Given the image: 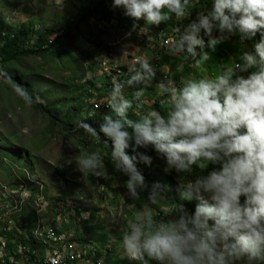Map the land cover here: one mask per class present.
I'll return each instance as SVG.
<instances>
[{"label":"clouds","instance_id":"9594fccd","mask_svg":"<svg viewBox=\"0 0 264 264\" xmlns=\"http://www.w3.org/2000/svg\"><path fill=\"white\" fill-rule=\"evenodd\" d=\"M112 7L133 21L130 35L140 21L159 27L173 16L186 18L192 0H113ZM233 37L251 42V50L217 74L160 84L163 112L152 109L129 118L134 105L142 107L145 89L157 74L149 60L140 59L127 81H112L104 101L111 111L99 131L79 122L93 139L102 135L110 142L113 167L126 177L127 198L143 199L141 210L126 221L125 253L118 252L130 262L119 263L264 264V0H212L167 43L170 54L186 53L184 60L190 57L199 70L210 52ZM134 84L144 87L129 98L124 88ZM14 91L25 104L36 102L22 87ZM149 149L164 161L165 174H186L184 183L178 181L179 200L169 196L159 177L149 182L138 169V163L153 164ZM76 166L82 174L108 177L99 149L82 154ZM166 200L173 207L154 214L151 206ZM193 200L189 209L185 202Z\"/></svg>","mask_w":264,"mask_h":264},{"label":"rangeland","instance_id":"374dc122","mask_svg":"<svg viewBox=\"0 0 264 264\" xmlns=\"http://www.w3.org/2000/svg\"><path fill=\"white\" fill-rule=\"evenodd\" d=\"M203 3L205 0H192L186 18L173 16L158 28L140 21L137 28L126 35L133 21L120 8H112L110 20L87 17L76 25L85 9L91 6L90 0H0V46L5 41L2 32L12 30L6 27L7 23L13 24V32L28 30L25 47L30 49H36L41 34L50 41L61 34L66 25L74 26L68 37L54 47L45 45L43 52L24 55L7 64L0 62L3 74H0V256L11 254L14 245L8 241L10 232H14V240L19 239L20 234L15 228L21 222L27 221L32 227L42 219L47 226H39L59 233L60 218L57 215L65 213L60 217H66L67 221L63 223L75 234L69 240L77 242L64 240L58 263L50 252L37 253L39 262L80 264L82 257H86L88 261L82 264H97V254L104 248L108 262L126 264L125 261L119 263L122 255L118 252H124L122 244L119 248L120 239L126 221L134 215L132 210L140 211L143 199L132 201L127 198L126 177L113 167L110 142L105 143L102 135L93 139L79 127V122L85 121L99 131L103 116L111 111L104 101L112 81L128 79L130 69L138 67L137 60L147 59L156 69L152 83L165 82V78L172 75L166 72L172 69L166 62L181 54H159L158 45L162 40L158 29H167L174 37L176 29L183 28L176 26V22L189 23L195 18L196 11L210 6ZM232 40L235 44L239 39L234 37ZM212 61L205 64L210 66ZM184 62L192 66L188 77L200 76V69L193 67L190 57ZM184 78L187 77L184 75ZM135 85L124 88L129 98L137 89ZM139 85L138 88L144 87ZM16 86L29 92L36 102L25 104L14 91ZM151 90H145L142 107L134 105L129 110V118L139 119L152 109L163 112L161 100L164 97ZM156 99L157 102H153ZM98 149L104 158L107 178L82 174L76 166V160L82 154ZM126 151L130 153V150ZM148 151L154 157L153 164L138 163V169L149 182L159 177L167 185L164 161L155 158L152 150ZM170 175L177 189L175 193H169L179 200L176 195L178 181L184 183L187 176H177L175 172ZM151 207L152 210L169 211L173 206L166 200ZM5 228L9 232L8 239L1 234ZM78 229L81 231L76 233ZM84 235L98 241L103 248L97 245V253L92 243L82 244L85 243ZM38 239L47 244L43 250H50L49 236L40 233ZM103 263H106L105 259Z\"/></svg>","mask_w":264,"mask_h":264},{"label":"trees","instance_id":"16d2710c","mask_svg":"<svg viewBox=\"0 0 264 264\" xmlns=\"http://www.w3.org/2000/svg\"><path fill=\"white\" fill-rule=\"evenodd\" d=\"M90 2H91V6H89L88 8L85 9L83 14L76 21V25H78L83 19H85L87 17L98 18V19H102V20H110L112 18V15H113L112 14V8H113L112 2H113V0H90ZM73 27H74L73 25H66L64 30L61 32V34H57L55 36V38H53V40H50V41L45 36V34H41L40 37L38 38L36 49H30V48L25 47L26 41L29 39L28 38L29 37L28 30H21L18 32H14V36H12V37L8 36L5 39V42L3 43V45L0 46V62L2 64L3 63L7 64L9 62H13V61L18 60L20 57H22L24 55L33 54V53L36 54V53L43 52L44 50H42V49H44L45 45H48V47H54V46L58 45L61 41H63L66 37H68V35L70 34L71 29ZM11 28H12V30H14V27H11ZM155 66H157V63L155 64ZM188 69H191V67L187 68L186 65H183V67L180 68V70H178L176 72L174 71L173 73H174V77H176V80L181 79L182 76L185 75V73L188 76L191 73L190 70H188ZM169 73H171V70L169 71ZM0 74L3 75L1 71H0ZM126 80L127 79H125V81ZM138 86H140V85L136 84L135 88H138ZM169 205L173 206L171 200L169 201ZM78 210H80V208H78ZM37 223H38V221L32 227H30V225H28L27 229H26V224H29L27 221H23V222H21V224L17 225L15 229L20 234V238L17 240H14V232H10V238H9V232L6 231V228L4 229V231L1 234L3 236H5L7 239L9 238L8 241H9L10 245H12V246L14 245V247H13V250L11 251V254H5L3 256H0V264H18V263H21V264H43V263L39 262L37 257H36V255H37L36 250L40 247V245L42 246V243L45 244L43 246L44 248L47 247V244L45 242H43L42 240H39V239L38 240L41 243L39 241L34 240V232H33L34 230L33 229L37 226ZM24 230H25V238H29L30 242L32 244V246H31L32 251L31 252H26L24 250V246L28 242V241L27 242L24 241V235H23ZM11 241H12V243H11ZM23 242L25 243L24 246H22ZM92 244H93L92 247H94V248L97 247L96 243H92ZM95 252H96V248H95ZM97 253H98V251H97ZM102 255L103 254H101V253L97 254V256H98L97 264L103 263L104 256H102ZM32 257H34V258H32ZM15 258H16V260L14 263V262H12V259H15ZM82 258H83V260L87 259L86 257H82ZM88 258H90V256ZM83 260H81V261L83 262ZM105 264H108L107 261Z\"/></svg>","mask_w":264,"mask_h":264},{"label":"crops","instance_id":"0c3cea01","mask_svg":"<svg viewBox=\"0 0 264 264\" xmlns=\"http://www.w3.org/2000/svg\"><path fill=\"white\" fill-rule=\"evenodd\" d=\"M204 1V0H203ZM203 4H209L211 5V2L208 1V0H205V3ZM204 8V7H203ZM178 19V18H177ZM180 23V24H179ZM9 24V23H7ZM13 25V24H12ZM152 26V25H151ZM176 26L178 27H184L186 26L183 22H181V20H178L176 22ZM234 38V37H233ZM232 38V39H233ZM230 39V40H227L225 43H223L222 45H219L217 46V49L214 51V52H210V56H211V59L213 60L211 65L208 66L207 64L204 63L202 69H200V75H204L203 73L206 71L207 73H209L208 75H213V74H217L216 73V70L218 68H221L224 64L226 63H229L231 61H234L238 58V56L240 54H236V53H240L241 51H248V50H251V42L249 41H245L243 43L240 42V40H237V42H235V44H233V40ZM147 41V40H146ZM148 43V42H147ZM158 45V44H157ZM246 45V48H244L243 46ZM158 50H159V54H170L169 53V47L168 46H161V44L158 45ZM207 51V49H205ZM155 52L156 49H154ZM186 54V53H185ZM182 55L179 56V57H176L175 56L174 58H172L171 62L168 61V63L166 62V64L170 65V67H172L171 70V73L172 74L174 71H178L180 70V68L183 67V65H186L187 68L188 67H192L191 64L189 62H184V59H182ZM165 59V58H164ZM209 61V60H208ZM175 64V65H174ZM173 65V66H172ZM170 70H167L166 72L170 71ZM191 71V69H188ZM169 73V72H168ZM172 76V77H171ZM170 77H166L165 79V82H159V83H150L149 86H147L146 88L149 90V89H152L151 91L153 92H156L158 93L159 95H161V92H162V88L159 87L160 84H166L168 82V80H175L177 84H179V81L180 79L176 80V77H174V73L171 75ZM185 76H187V74L185 73ZM184 77V76H183ZM160 100V99H158ZM156 100H154L153 102H156ZM166 182H167V185L169 186L170 188V191H173V193H175L177 187L173 184L172 182V176L170 174H168V176L166 177ZM172 183V186L170 184ZM178 193V192H177ZM143 197H144V194H142ZM146 195V194H145ZM177 197L179 198V193L176 194ZM169 196H173L171 193H169ZM170 201V200H169ZM163 203H165V201H161ZM187 204V207L189 209H194V205L196 203L195 200L191 201V202H185ZM192 206V207H191ZM133 211V214L137 213L139 210H132ZM158 210H153V213L154 214H158L157 213ZM161 211V213H165L167 212L168 210H159ZM161 214V215H162ZM157 218L159 219L160 216L157 215ZM117 238V237H116ZM120 245H119V248H121V244H122V239H120ZM150 264H153V262H150Z\"/></svg>","mask_w":264,"mask_h":264},{"label":"built area","instance_id":"2783aa9c","mask_svg":"<svg viewBox=\"0 0 264 264\" xmlns=\"http://www.w3.org/2000/svg\"><path fill=\"white\" fill-rule=\"evenodd\" d=\"M6 27H13V25L9 23L8 25H6ZM158 32H159L158 36L162 40L160 42L161 46H168L169 47V44L167 43V41H171L174 38L173 35H170L168 33L167 29H158ZM2 35H3L4 39H6L8 36L9 37L14 36V32L12 30L10 32H2ZM63 214H65V213H63ZM63 221H67L66 217H64V216H62L61 221L58 223L59 227L61 228V235H53L51 230H49L48 236L50 237V250H43L41 245L36 250L39 252V254H42V252H50L51 256L56 259V263H58V256L61 254V249H63L64 240H67V236L63 235V227H66V224L63 223ZM28 225L29 224H26V229H27ZM25 230L23 231V235H24V241L27 242L29 240V238H25ZM24 245H25V243L23 242L22 246H24ZM71 248H72V253H73L74 247L72 245H71ZM18 264H21V263H18Z\"/></svg>","mask_w":264,"mask_h":264},{"label":"bare ground","instance_id":"6f19581e","mask_svg":"<svg viewBox=\"0 0 264 264\" xmlns=\"http://www.w3.org/2000/svg\"><path fill=\"white\" fill-rule=\"evenodd\" d=\"M63 213H61V215H62ZM60 214H58L57 216L60 218V221H61V219H62V217H60L61 216ZM39 225H41V226H47V225H45L44 223H43V220L42 219H39V222L37 223V226L33 229V230H35ZM49 225V224H48ZM41 226H39L38 228H37V230L34 232V240H36V241H39L38 240V237H40V233H44L46 236H48L49 235V230H47V229H43ZM52 232V231H51ZM64 233H66V236H67V241H69V242H71V243H73V242H77V241H71V240H69L70 238H71V236L72 235H74L75 236V234H74V232H71L70 230H68V228H67V226L66 227H63V234ZM52 234L53 235H61V231L59 232V233H54V232H52ZM84 241H85V243H83V242H81L82 244H90V243H96L97 245H100V247H101V249L103 248V246L101 245V244H99V243H97V242H95V241H92V240H88V239H84ZM40 242V241H39ZM30 245H29V244ZM41 243V242H40ZM45 244H43L42 243V249H44V246ZM31 246H32V244H31V242H30V240H28V242H27V244L24 246V250L25 251H27V250H31ZM93 246V245H92ZM26 247V248H25ZM98 247V246H97ZM97 247H96V251H97ZM23 250V251H24ZM35 252V251H34ZM33 252V253H34ZM38 254H39V252L38 251H36ZM43 253V252H42ZM35 254V253H34ZM101 254H103L102 256H104V259L107 261V259L105 258V249L103 248L102 249V252H101ZM40 255V254H39ZM32 258H34V257H32ZM120 259L121 260H126V261H129L128 259H127V256L126 255H122V256H120ZM86 261H87V259H85ZM83 261V262H81V264L82 263H85L86 261ZM130 262V261H129ZM131 262H133V261H131ZM107 263L108 264H112V263H110V262H108L107 261ZM133 263H137V262H133ZM49 264V263H48Z\"/></svg>","mask_w":264,"mask_h":264}]
</instances>
